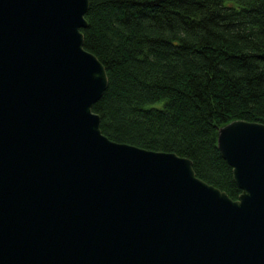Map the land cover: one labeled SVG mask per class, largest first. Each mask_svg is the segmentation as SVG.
<instances>
[{
	"label": "water",
	"instance_id": "1",
	"mask_svg": "<svg viewBox=\"0 0 264 264\" xmlns=\"http://www.w3.org/2000/svg\"><path fill=\"white\" fill-rule=\"evenodd\" d=\"M90 0H0V264H264V123L218 127L237 199L111 140Z\"/></svg>",
	"mask_w": 264,
	"mask_h": 264
},
{
	"label": "trees",
	"instance_id": "2",
	"mask_svg": "<svg viewBox=\"0 0 264 264\" xmlns=\"http://www.w3.org/2000/svg\"><path fill=\"white\" fill-rule=\"evenodd\" d=\"M85 48L108 87L93 106L111 140L190 158L237 199L218 127L264 123V0H90Z\"/></svg>",
	"mask_w": 264,
	"mask_h": 264
}]
</instances>
